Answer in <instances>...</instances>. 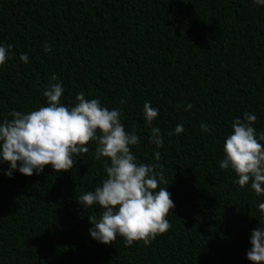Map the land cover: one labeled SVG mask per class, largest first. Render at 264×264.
I'll return each instance as SVG.
<instances>
[{
  "label": "trees",
  "instance_id": "trees-1",
  "mask_svg": "<svg viewBox=\"0 0 264 264\" xmlns=\"http://www.w3.org/2000/svg\"><path fill=\"white\" fill-rule=\"evenodd\" d=\"M9 45L10 58L0 65V123L12 111L47 106L43 92L55 75L61 104L75 106L83 92L120 110L126 132L139 138L130 146L136 162L162 166L166 183L158 190L167 188L175 207L170 229L148 246L125 247L119 235L103 245L91 238L88 219L102 209L77 203L107 178L110 161L95 158L96 142L74 154L67 172L49 165L39 175L16 170L9 178L10 166L0 162V264H251L246 253L259 221L264 227V194L234 183L238 176L220 162L232 122L245 112L257 117V137L264 132V5L0 0V46ZM145 103L158 110L151 125ZM180 124L184 131L169 135ZM152 127L160 129L162 147L150 143Z\"/></svg>",
  "mask_w": 264,
  "mask_h": 264
},
{
  "label": "clouds",
  "instance_id": "clouds-1",
  "mask_svg": "<svg viewBox=\"0 0 264 264\" xmlns=\"http://www.w3.org/2000/svg\"><path fill=\"white\" fill-rule=\"evenodd\" d=\"M264 5V0H254ZM12 46H0V65L9 58ZM51 51L45 43L44 52ZM28 55L22 54L20 60L28 62ZM53 75L43 96L47 106L40 107L27 114L12 111V119L0 123V162L10 167L5 173L9 178L18 170L22 175H39L46 166L56 173L70 171L76 163L74 154L89 151L85 145L96 142L95 158H107L105 164L107 178L94 191L78 195L77 203L86 209L94 205L102 209L99 216H88L92 227L89 234L94 241L111 245L119 235L124 239L125 247L134 242H143L148 246L157 236L166 233L171 224L167 216L175 207L167 188H159L164 182L162 166L138 164L130 146L137 145L139 138L135 133L126 132L120 122L119 109L109 110L101 106L98 99H86L83 92L76 95L75 106L61 104L64 88ZM126 103V101H121ZM193 106L188 104L186 110ZM144 119L151 125L158 116V110L145 103ZM257 117L245 112L243 119L232 122V133L227 136L223 151L225 158L220 162L221 169L231 168L238 176L234 183L241 188L251 184L257 195L264 194V132L257 137L253 127ZM202 131H209L207 124H201ZM184 131L183 125H177L175 133ZM150 143L158 148L163 146V138L158 127L151 128ZM160 159V153H155ZM19 165V167H18ZM161 168L157 172V168ZM264 217V203L258 205ZM251 248L246 258L251 264H264V227L251 233Z\"/></svg>",
  "mask_w": 264,
  "mask_h": 264
}]
</instances>
